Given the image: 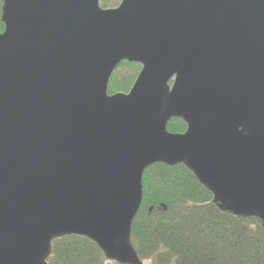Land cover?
Returning a JSON list of instances; mask_svg holds the SVG:
<instances>
[{
    "label": "water",
    "instance_id": "water-1",
    "mask_svg": "<svg viewBox=\"0 0 264 264\" xmlns=\"http://www.w3.org/2000/svg\"><path fill=\"white\" fill-rule=\"evenodd\" d=\"M0 20V264H47L71 236L143 264L155 164L264 231V0H2ZM122 62L140 71L109 94Z\"/></svg>",
    "mask_w": 264,
    "mask_h": 264
},
{
    "label": "trees",
    "instance_id": "trees-1",
    "mask_svg": "<svg viewBox=\"0 0 264 264\" xmlns=\"http://www.w3.org/2000/svg\"><path fill=\"white\" fill-rule=\"evenodd\" d=\"M118 1L100 0V4L111 8ZM1 7L2 0L0 17ZM3 28L0 20V33ZM139 71V65L122 62L109 81V94L127 93ZM185 129L180 119L167 124L172 133ZM142 188L132 243L143 264H264L260 221L221 213L211 194L184 167L155 164L144 172ZM47 264L110 263L91 241L71 236L52 243Z\"/></svg>",
    "mask_w": 264,
    "mask_h": 264
},
{
    "label": "flooded vegetation",
    "instance_id": "flooded-vegetation-1",
    "mask_svg": "<svg viewBox=\"0 0 264 264\" xmlns=\"http://www.w3.org/2000/svg\"><path fill=\"white\" fill-rule=\"evenodd\" d=\"M120 1H121V0L118 1L117 5H115V6L111 7V8H109V9L116 8V7L119 5Z\"/></svg>",
    "mask_w": 264,
    "mask_h": 264
},
{
    "label": "rangeland",
    "instance_id": "rangeland-1",
    "mask_svg": "<svg viewBox=\"0 0 264 264\" xmlns=\"http://www.w3.org/2000/svg\"><path fill=\"white\" fill-rule=\"evenodd\" d=\"M111 264V262H109ZM144 264H147V263H144Z\"/></svg>",
    "mask_w": 264,
    "mask_h": 264
}]
</instances>
